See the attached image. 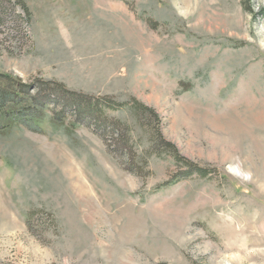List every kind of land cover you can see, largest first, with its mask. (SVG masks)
I'll return each instance as SVG.
<instances>
[{
  "label": "rangeland",
  "instance_id": "1",
  "mask_svg": "<svg viewBox=\"0 0 264 264\" xmlns=\"http://www.w3.org/2000/svg\"><path fill=\"white\" fill-rule=\"evenodd\" d=\"M0 264H264V0H0Z\"/></svg>",
  "mask_w": 264,
  "mask_h": 264
},
{
  "label": "trees",
  "instance_id": "2",
  "mask_svg": "<svg viewBox=\"0 0 264 264\" xmlns=\"http://www.w3.org/2000/svg\"><path fill=\"white\" fill-rule=\"evenodd\" d=\"M67 95H70L71 96L70 93H67ZM3 97H5L4 98L5 100L10 99L8 96H5V94H4ZM75 99H77V100H75V102L79 104L78 107L80 108V110L82 109L84 111H87L89 113V115H93V114L97 113L98 116H96V117H98V118H100L101 116L104 117V112L103 111H105L106 108H108V109H110L112 111L113 110H117V108L114 106L115 104H113L111 102V100H109V99L105 100V102H104V104H103L102 107H101V105H99L97 103H94L92 101L84 100L85 98H77L76 97ZM29 101L32 104L33 101H34V99H33L32 96L27 95L26 96V100L23 102V104L25 103V105L28 106L27 111L29 110V112H30L32 110V108H31L32 106L31 105L30 106L28 105V104H30ZM106 101H108V102H106ZM20 105H18V108L19 109H20ZM98 107H101V110L100 111H97L98 110ZM13 108L15 109L16 106H14ZM22 109H21V111H22ZM134 109H137L139 112L140 111H143V110L146 111V109H144V107H142V105H140V104H135L134 105ZM98 112H100L101 115ZM26 116L27 117H31V119H32L31 121L34 122V123H36V119H38L37 117H35V116L31 115V114H27ZM168 147L176 155L175 158L178 159V161H181L182 163H185L187 165V167L189 169V174L195 173V174H199V175H201L203 177H206L209 173H211L209 170H205V169L199 168L198 166L194 165L193 163H191V162L187 161L186 159L180 157L178 154H176V150L172 146L169 145Z\"/></svg>",
  "mask_w": 264,
  "mask_h": 264
},
{
  "label": "bare ground",
  "instance_id": "3",
  "mask_svg": "<svg viewBox=\"0 0 264 264\" xmlns=\"http://www.w3.org/2000/svg\"><path fill=\"white\" fill-rule=\"evenodd\" d=\"M258 121H260V120H258Z\"/></svg>",
  "mask_w": 264,
  "mask_h": 264
}]
</instances>
